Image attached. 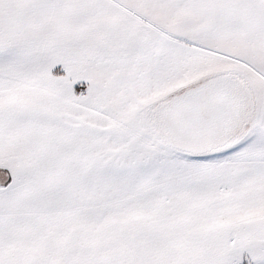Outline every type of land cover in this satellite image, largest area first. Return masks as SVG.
I'll return each mask as SVG.
<instances>
[{"label": "snow or ice", "instance_id": "obj_1", "mask_svg": "<svg viewBox=\"0 0 264 264\" xmlns=\"http://www.w3.org/2000/svg\"><path fill=\"white\" fill-rule=\"evenodd\" d=\"M0 264H264V0H0Z\"/></svg>", "mask_w": 264, "mask_h": 264}]
</instances>
